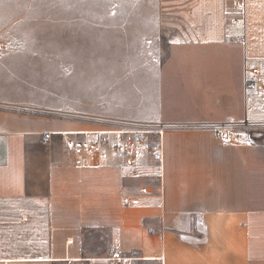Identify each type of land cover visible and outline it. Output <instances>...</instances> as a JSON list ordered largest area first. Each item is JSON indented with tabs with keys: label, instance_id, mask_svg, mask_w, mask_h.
<instances>
[{
	"label": "crops",
	"instance_id": "obj_1",
	"mask_svg": "<svg viewBox=\"0 0 264 264\" xmlns=\"http://www.w3.org/2000/svg\"><path fill=\"white\" fill-rule=\"evenodd\" d=\"M234 1L0 0V264H114L115 251L124 264H264V0H240L243 11ZM162 41L169 52L154 49ZM128 46L144 64L138 115L74 111L163 135L136 142L131 166L112 149L72 155L66 140L117 126L36 112L56 92L69 105L38 70L82 64L38 54Z\"/></svg>",
	"mask_w": 264,
	"mask_h": 264
},
{
	"label": "rangeland",
	"instance_id": "obj_2",
	"mask_svg": "<svg viewBox=\"0 0 264 264\" xmlns=\"http://www.w3.org/2000/svg\"><path fill=\"white\" fill-rule=\"evenodd\" d=\"M119 4L118 0H109L108 5L117 7L120 6ZM147 48L148 51L145 50V52H151L152 47ZM154 49L157 53L169 52L165 41L155 46ZM61 53L69 57L81 58L82 64L74 67L51 66L38 70V75L41 72L40 76H44L47 72L51 88L55 90L64 87L66 93H68L67 97L69 98L67 100L69 105H63L65 97L61 92H56L52 94V98L48 101L50 106L35 109L36 112L57 111L58 114H62L69 113L64 110H73L72 113L77 116H82L92 121L115 124L117 128L137 127L142 129L134 121L129 122L116 117L105 118L99 113L87 114L74 111L78 109L128 107L135 116L138 115V88L140 84L143 86L144 83L143 71L140 73L138 68L139 66L142 68L144 64L137 61L136 55L140 52L137 51L136 47H111V49L76 50V52L59 53L46 52L38 55L46 56L51 61L59 63L60 61L58 60ZM64 79L65 82H63ZM94 96H97L99 100H95L93 103L92 98ZM83 98H86L84 102ZM78 103H84V105L81 107L77 105Z\"/></svg>",
	"mask_w": 264,
	"mask_h": 264
},
{
	"label": "built area",
	"instance_id": "obj_3",
	"mask_svg": "<svg viewBox=\"0 0 264 264\" xmlns=\"http://www.w3.org/2000/svg\"><path fill=\"white\" fill-rule=\"evenodd\" d=\"M233 9L243 11L244 3L240 0H235L233 3ZM243 18L242 16L233 14L230 17V20L234 22H239ZM238 42L240 44L246 43V38L244 35H241ZM252 73L247 78V87L255 88L256 87V75L259 73L257 68L251 69ZM166 126H159L157 129H140L137 127L130 128H114L113 130L107 131H95L93 138H78V139H68L65 141L66 150L72 155L79 156L81 154H92L99 155L101 158H105L109 149L122 151L124 158L127 160L129 166L134 165L133 156L137 151L138 141L145 140V137L148 133L154 132L160 138L164 133ZM216 137L224 143H234L239 142L240 133L236 130H228L224 128H217L215 131ZM46 138L50 137V134L45 135ZM157 150L154 152V157L162 165L163 159V150L162 142L158 141ZM143 192H146V189H142ZM130 258L122 255L119 251L113 252L108 260L112 261L114 264H124ZM73 264H95L93 259L81 258Z\"/></svg>",
	"mask_w": 264,
	"mask_h": 264
}]
</instances>
